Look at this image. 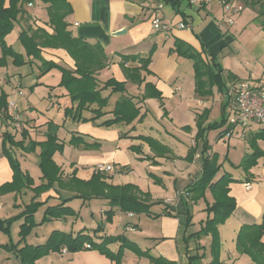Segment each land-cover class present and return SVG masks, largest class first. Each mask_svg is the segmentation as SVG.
Segmentation results:
<instances>
[{"label":"crops","instance_id":"1","mask_svg":"<svg viewBox=\"0 0 264 264\" xmlns=\"http://www.w3.org/2000/svg\"><path fill=\"white\" fill-rule=\"evenodd\" d=\"M67 2L70 6L65 18L67 29L73 36L90 44H99L107 56V65L95 75L100 86L113 78L124 82L125 90L111 92L110 88L103 89L102 95L108 97L107 105L102 108L105 113L95 119L81 121L65 115V109L74 107L75 103L67 90L60 86L61 70L58 67L44 70L38 59L26 55L18 40L19 32L27 27H40L52 33L48 14L47 21L39 17L46 11V4L40 0H26L21 4L22 12L12 28L14 38H8V34L5 41L22 55L24 63L16 65L10 55L5 56L4 63L0 65V98L5 94V101L15 102L13 113L22 128L16 130L9 117H0V186L13 180V170L3 150L4 134L16 143L7 142L6 147L17 159L20 171L32 181L23 182L24 186L18 192L0 193V220L20 214L32 199L41 204L33 213L35 225L23 240L20 241L19 227L15 237L0 231V264H22L17 249L26 244H43L53 231L72 237L81 232L95 242H101L106 236H122L133 246L131 249L122 248L120 264H150L149 258L138 255L137 251L175 264H209L212 256L207 248L208 237L189 235L199 231L206 218L211 217L204 209L214 199L210 190L206 189L204 196L192 203L186 191L188 185L201 176L203 158L199 152L203 149V142L209 146V152L216 155L219 165L212 180L216 181L225 173L235 179L228 183V195L234 199L235 207L230 216L218 225L221 243L219 259L225 264H256L250 256L237 251L236 238L241 226L264 221V139L254 142L259 150L255 164L247 169L241 166L244 157L254 149L249 142L250 137L264 127L252 124L244 134L241 128L236 127L231 135L235 132L240 137L220 136L228 127L226 121L219 126L215 141L209 140L207 130L204 141L197 142V153L191 157L189 152L198 132L197 122L205 110L208 112L201 120L203 127L211 122H220L224 117L227 120L228 98H222L227 87L237 79L263 78L264 28L261 24L264 20L256 19L254 10L243 7L233 17L234 22L228 24L225 21L227 13L215 1ZM7 4L8 0H5ZM37 7L41 9L39 15ZM244 9H249L251 14L243 15ZM154 14L171 25L170 31L162 32L152 27L151 16ZM180 23L184 26L180 27ZM121 28L125 29L124 33H113ZM176 38L202 51L204 56H214L223 68L220 73L222 91L213 85L212 94L197 95L192 61L183 59L173 50ZM13 41L17 46H13ZM2 55L0 47V58ZM41 56L46 61L74 68V60L62 48L41 47ZM141 59H148L146 70L140 68ZM124 67L140 69L142 82L127 79ZM146 83L153 85L150 91L159 92L160 97H144ZM122 96L132 98L140 108L139 116L128 124H103L113 117L111 111ZM2 110L0 103V112ZM213 112H218L221 118L211 121ZM175 113L179 116L176 117ZM82 116L94 115L86 109L82 110ZM49 136H54L55 143L61 144V149L52 152L51 159L63 179L74 176L88 181L96 172V164L118 165V169L103 172L101 183L104 191L108 186H134L136 196L149 204V214L122 211L117 206H111L108 198L94 194H90L89 198L78 197L75 187L67 181L63 182V186L53 183L49 188L36 192V187L47 182L42 178L39 161L41 144ZM142 137H151L157 143L151 144ZM216 144L225 148L223 158L230 165L227 170H221L223 159L214 149ZM93 187L99 188L100 183L85 188L91 191ZM182 190L186 193L178 197V192ZM62 202L72 213L42 221L48 207ZM109 210L112 214L108 220ZM18 221L22 223L24 216ZM231 228L232 243L225 250L222 247L227 241L223 231ZM260 240L264 243V232ZM122 242H111L107 247L117 252ZM85 244L90 245V242L85 241L81 249L74 251L62 245L59 250L36 259L35 264H115L98 249L86 248Z\"/></svg>","mask_w":264,"mask_h":264},{"label":"trees","instance_id":"2","mask_svg":"<svg viewBox=\"0 0 264 264\" xmlns=\"http://www.w3.org/2000/svg\"><path fill=\"white\" fill-rule=\"evenodd\" d=\"M26 0H8V4L5 5V0H0V47L2 49V57L0 58V65L4 63V58L10 55L13 58V62L16 65L24 63L23 57L20 53L14 51L5 41V36L12 30L14 22L17 20L18 15L22 12L21 4ZM46 4V11L48 14V23L52 28V33H48L40 27L32 29L27 27L18 34V40L24 47L25 53L28 57L38 59L44 70H49L54 67H58L62 72V78L60 86L64 87L72 102L75 103L74 107L66 108L65 115H70L77 120L86 121L89 119H95L105 112L102 111L107 105L108 97L103 96L101 91L106 88H110L111 92H123L125 90L124 82L117 81L110 78L103 82L100 86L96 72L104 68L107 65V56L104 53L103 48L99 44H90L80 37L73 36L67 29V21L65 20L67 14L70 11V6L67 0H40ZM229 1V0H222ZM233 2H241L244 6H247L255 11L256 19L263 17L264 20V0H231ZM173 5L176 11L179 12L175 1ZM262 22V21H261ZM262 27L264 24L262 22ZM54 47L62 48L74 60V68H66L52 61H46L41 56V47ZM173 50L180 56L188 58L192 61V67L194 72L195 91L198 96H206L212 94L211 87L217 85L219 90H223L220 73L223 68L219 63L215 61L214 56L203 55L202 51L196 50L187 42L176 38L174 40ZM141 67L146 70L148 59H141ZM125 77L133 82L141 83L142 77L140 69L124 67ZM237 79L236 81H238ZM153 85L146 83L145 96L152 95L160 97L159 92H151L150 89ZM6 95L2 94L0 103H2L3 110L0 112V117L7 119L6 114L7 101H5ZM95 107H93V106ZM92 106V107H90ZM91 108V109H90ZM90 110L94 116L84 117L82 116V110ZM113 117L105 120L103 124L110 125L113 123L123 122L131 123L140 114V108L132 101L131 97H120L111 111ZM205 110L200 115L197 122L198 132L194 138V145L190 148V156H194L197 153V142L203 140L205 132L209 129L217 128L226 122V118H222L220 122L209 123L206 126H202L201 120L205 114ZM227 129L220 133V136H224ZM142 139L156 144L157 142L151 137H142ZM257 139H264V130H259L252 137L249 142L254 147L253 152L247 154L241 162V166L247 169L251 165L255 164L259 155V150L254 146V142ZM7 142L16 144L12 139L4 134L3 137V150L7 156L11 168L13 170V180L10 183H6L0 186V193H6L10 191H20L24 186L23 182L31 183V178L24 175L19 168L18 161L12 156L9 148L6 147ZM42 145V151L40 153L39 167L42 172V178L46 179L45 185L36 187V192H40L49 188L53 183L63 186V182L71 183L75 190L79 194L78 197L89 198L90 194L96 196H102L109 199L111 206H117L122 211H131L133 213H147L149 214V204L141 200L134 193V186L126 184L123 186H108L105 192L101 183L103 172L96 171L90 180L83 181L74 176L67 178L66 180L59 174V168L54 164L51 159V154L56 149H61V144L55 143V137L49 136L48 140ZM162 148V147H161ZM162 153L164 150L162 149ZM199 156L203 158L201 176L194 182L188 185L186 191L188 193V200L192 203L196 202L199 198L204 196L206 189H209L214 201L211 204H207L205 211L211 214V217H207L205 224L201 229L189 236L200 237L202 235L209 234L211 236V256L212 259L209 264H225L219 259L220 240L218 234V225L223 223L231 214L235 207L234 199L228 195V183L235 181L228 174H223L219 179L213 181L219 165L217 164V157L215 154L209 152V146L206 142H203V149L199 152ZM100 183L99 188H91L88 191L85 187H90L92 184ZM181 197V195H180ZM67 199L64 200V202ZM64 202L59 205L48 207L42 218V221L49 220L53 217H62L65 214L72 213L68 207H64ZM40 202L32 201L25 206L23 211L15 217L6 220H0V230L5 232L9 231V224L4 222H12L16 218L24 216V222L20 225V241L30 232L35 225L33 220V213L40 205ZM112 210L108 211L109 220L111 218ZM264 232V221L259 224H246L241 226L236 238V249L239 253H245L258 264H264V243L260 238ZM123 240L122 245L117 252L111 251L107 244ZM85 241L90 242V248H96L101 253L105 254L108 258L113 260L115 264H120L122 256V248H132L133 244L124 241L122 236H106L103 237L101 242H95L87 235L78 232L75 237L69 234H65L59 231H53L49 236L46 243L39 245H23L17 249L22 264H35L36 259L48 254L50 251H57L62 245H66L70 251L78 250L83 247ZM138 255L146 256L149 258L150 264H175L173 261H167L160 257L154 258L148 253L137 251Z\"/></svg>","mask_w":264,"mask_h":264},{"label":"built area","instance_id":"3","mask_svg":"<svg viewBox=\"0 0 264 264\" xmlns=\"http://www.w3.org/2000/svg\"><path fill=\"white\" fill-rule=\"evenodd\" d=\"M205 2L215 1L218 2L223 10L227 13L225 21L228 24L234 22L233 17L238 14L243 6L239 3H233L222 0H204ZM30 5V4H29ZM152 27L155 30L168 32L171 29L169 23L163 22L157 14L151 16ZM180 27L184 24L180 23ZM222 98H228L229 114L227 116L228 130L225 136H230L236 127L242 129V134L252 124H264V76L258 80L253 77L240 79L227 87V91L222 94ZM16 104L12 100L7 101L6 114L11 119L13 127L16 130L22 128L21 123L18 121L16 115L13 113ZM2 132L0 131V137ZM119 166L110 163H98L95 166V171L98 172H111L118 169ZM247 185V184H246ZM184 190L178 192L177 196L185 194ZM84 247L89 248V244ZM65 250V249H64Z\"/></svg>","mask_w":264,"mask_h":264},{"label":"rangeland","instance_id":"4","mask_svg":"<svg viewBox=\"0 0 264 264\" xmlns=\"http://www.w3.org/2000/svg\"><path fill=\"white\" fill-rule=\"evenodd\" d=\"M228 2H233V1H231V0H229ZM233 3H238V2H233ZM239 4H241L243 7H247V6H244L241 2H239ZM249 8V7H248ZM36 11L37 12H39L38 13V15L40 14V12H41V9L39 8V7H37L36 8ZM243 13V15H246V16H248V15H250L251 14V12L249 11V9H244V11L242 12ZM39 17H41V20H45V21H47V13H46V11H43L42 12V14L41 15H39ZM259 19L260 20H262L263 19V17H259ZM44 21V22H45ZM8 34H10V35H8ZM7 35H8V38H10V37H12V38H14V32H13V30H11L9 33H8ZM12 38H10V39H12ZM14 42V41H13ZM13 46H17V43H13ZM185 57H183V59H184ZM186 59H188V58H186ZM176 114V117L177 116H179V114L178 113H175ZM221 118V115L218 113V112H213L212 114H211V116H210V120L211 121H213V120H219ZM212 123V122H211ZM258 126V125H257ZM259 126H261V127H264V124H259ZM223 128V127H222ZM221 128V129H222ZM220 131V128L219 127H217V128H213V129H209L208 130V132H209V135H208V137H209V140L210 141H212L213 142V140L215 141V136L217 135V133ZM235 133V132H234ZM233 133V135H231L232 137H240V136H237V134L235 133L234 134ZM225 136V135H224ZM225 137H227V136H225ZM215 150H218V152H219V156L221 155L222 156V159H223V164L221 165V170H223V169H226L227 170V168H229V162L227 161V159H225V158H223L224 156H225V148L224 147H222L221 145H219V144H216L215 145V148H214ZM165 155H163V157H164ZM241 162V161H240ZM33 200V199H32ZM31 200V201H32ZM30 201V202H31ZM29 202V203H30ZM28 203V204H29ZM21 212V211H20ZM15 216H17V214L15 215ZM14 216V217H15ZM20 218L18 217V218H16L15 220H13L12 222H10V223H8V222H4L3 223V225L6 223V224H9V231L8 232H5V231H3V230H0V231H2V232H4V234H6V235H8V233H11V235L13 236V237H15L17 234V231H18V227H19V229H20V225L24 222H22V223H20L18 220H19ZM196 224V223H195ZM204 224H205V221H204ZM222 224V223H221ZM16 225V226H15ZM18 225V226H17ZM0 226H1V223H0ZM14 226H15V228H14ZM197 227H200V226H196V228ZM33 228V227H32ZM199 229V228H198ZM197 229V230H198ZM228 229V228H227ZM227 229L225 230V231H223V232H226L225 233V237H226V241H227V243H226V245H224L222 248L223 249H225V250H228V248H230V244L232 243V234H233V230H232V228L229 230V231H227ZM192 230V229H191ZM20 231V230H19ZM197 232V231H196ZM19 233V232H18ZM218 234H219V231H218ZM20 235V234H19ZM9 236V235H8ZM7 236V237H8ZM202 237H208V240H209V242H208V246H207V248H208V251H209V253L211 254V242H212V239H211V236L209 235V234H206V235H202L201 236V238ZM49 238V237H48ZM48 238L45 240V243H46V241L48 240ZM219 240H220V235H219ZM2 246V245H1ZM3 247V246H2ZM3 248H5V247H3ZM220 250H221V243H220V249H219V257H220ZM232 250V249H231ZM253 261V260H252ZM254 263H256V264H258L257 262H255L254 261Z\"/></svg>","mask_w":264,"mask_h":264},{"label":"water","instance_id":"5","mask_svg":"<svg viewBox=\"0 0 264 264\" xmlns=\"http://www.w3.org/2000/svg\"><path fill=\"white\" fill-rule=\"evenodd\" d=\"M124 31H125V29L124 28H121L119 30L114 31L113 33L114 34H121V33H124Z\"/></svg>","mask_w":264,"mask_h":264}]
</instances>
